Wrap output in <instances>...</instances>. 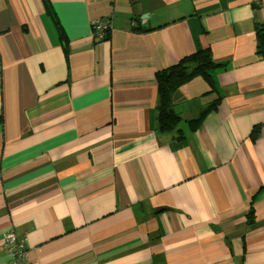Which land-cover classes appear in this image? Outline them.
Here are the masks:
<instances>
[{"label":"crops","instance_id":"obj_1","mask_svg":"<svg viewBox=\"0 0 264 264\" xmlns=\"http://www.w3.org/2000/svg\"><path fill=\"white\" fill-rule=\"evenodd\" d=\"M51 3L67 53L43 0H0V264L9 230L35 264H264V0ZM206 47L215 91L175 100L219 103L179 140L156 72Z\"/></svg>","mask_w":264,"mask_h":264},{"label":"trees","instance_id":"obj_2","mask_svg":"<svg viewBox=\"0 0 264 264\" xmlns=\"http://www.w3.org/2000/svg\"><path fill=\"white\" fill-rule=\"evenodd\" d=\"M46 10L53 19L58 28L59 38L65 52L68 51V37L62 27L57 13L53 9L51 0H43ZM257 38V53L264 58V25L255 24ZM108 37V36H107ZM222 65L214 60L211 49L198 48L195 52L180 58L176 63L156 72L157 82V103L155 105V120L158 129L162 132L176 131V138L184 139L183 129L179 127L181 121L185 118L178 109V102L175 100L176 93L185 92L191 84H201L200 95H206L215 91V84L212 77L214 69ZM198 95V93H197ZM195 95L194 97H197ZM199 96V95H198ZM219 100L207 104V106L198 111L192 117H186V122L190 130L196 131L203 119L217 107ZM1 120V118H0ZM260 132V126L253 129V139H257ZM254 197L250 200V208L247 214V224L254 223V208L252 206Z\"/></svg>","mask_w":264,"mask_h":264},{"label":"built area","instance_id":"obj_3","mask_svg":"<svg viewBox=\"0 0 264 264\" xmlns=\"http://www.w3.org/2000/svg\"><path fill=\"white\" fill-rule=\"evenodd\" d=\"M109 21L102 19L94 20L92 23L93 35L98 39H104L110 30ZM4 246L10 254L9 264H35L32 259L31 249L23 236H19L13 230H9L4 237Z\"/></svg>","mask_w":264,"mask_h":264},{"label":"rangeland","instance_id":"obj_4","mask_svg":"<svg viewBox=\"0 0 264 264\" xmlns=\"http://www.w3.org/2000/svg\"><path fill=\"white\" fill-rule=\"evenodd\" d=\"M184 121H185V120H183V121L181 122V124H180V125H184Z\"/></svg>","mask_w":264,"mask_h":264}]
</instances>
